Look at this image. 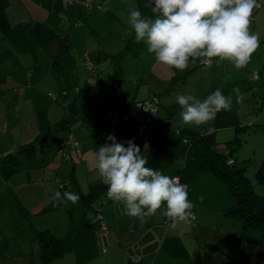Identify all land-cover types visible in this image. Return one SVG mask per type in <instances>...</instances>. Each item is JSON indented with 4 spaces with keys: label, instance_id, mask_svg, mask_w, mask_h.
Listing matches in <instances>:
<instances>
[{
    "label": "crops",
    "instance_id": "1",
    "mask_svg": "<svg viewBox=\"0 0 264 264\" xmlns=\"http://www.w3.org/2000/svg\"><path fill=\"white\" fill-rule=\"evenodd\" d=\"M109 1L114 4L119 1V9L126 10V17H129L132 9H137L136 0ZM99 2L108 4L106 0ZM100 3L97 4L96 10H103ZM257 4L253 10L250 32L258 34L260 44H263L264 0H257ZM95 5L92 11L95 10ZM107 11L109 9L106 7L105 12ZM92 16L93 13L90 18ZM126 17L122 16L121 19L126 21ZM45 20L49 22L52 19L48 15ZM11 24L8 19L4 22L0 19V264H39L40 243L35 237V230L49 229L57 237L66 236L69 231L70 218L65 208L42 213L44 207L56 202L52 199L54 193L59 191L63 194L67 191L79 196L81 191L88 192L101 178L95 169L94 155L91 154L85 162L86 184L78 172L82 173L83 167H75L78 184L72 183L73 166L72 170H68L71 186L68 185L62 173L66 171V163L64 159H59V149L55 146L60 143L62 151L67 146L68 134L73 132L68 119L69 114L73 112H68L64 105L73 102L78 105L85 101L80 95L77 101L71 99L72 83L68 82L67 75H58L60 73L57 71L62 72L60 67L52 72L61 82V89L57 93L48 88L50 80L43 74L44 68L40 64L41 57L37 48L32 52H20L5 38L6 33L15 25ZM102 52L103 49L99 46L91 59L90 52L87 51L84 60L86 67L90 68L88 64L92 63L100 73L99 67L109 65V61L100 64L96 62ZM252 58L256 57L252 55ZM216 59L218 58L210 65L197 60L181 72L158 63L154 55L149 53V96L166 89L173 79L176 81L174 88L160 97L159 119L140 139L133 135V141L141 148L142 155L149 151L150 145L157 138H166L165 131L169 123L176 119L178 129L189 127L199 132L213 131L217 141L222 137L237 136V128L247 126L245 131L252 138L253 151L264 163V124L258 126L251 117L245 113L241 114L240 109L237 110L238 115L222 111L210 124L199 128L182 123L179 115L182 109L175 99L177 95H193L203 100L220 89L225 96L236 97L237 94L233 90L237 85L233 84L234 80L228 79L233 73L230 62L216 63ZM90 70L93 71L92 68ZM246 72L250 80L259 79V76L255 78L250 70L246 69L244 74ZM76 81L79 82L78 77ZM76 81L73 80V83L76 84ZM206 82L210 84L206 85ZM99 90L95 92V98L107 109L108 115L110 112H117L114 106L104 104ZM78 91L81 92L82 88L78 87ZM80 105L75 113L78 118ZM93 119L85 116L83 124L84 121L91 124ZM105 119L103 116L101 124L94 121L95 128H89L90 125H87L89 138L85 140L89 141V147L94 153L95 137L104 138L109 129L110 120L107 122ZM65 121L69 129L59 130L52 144L40 147L37 158L29 166L23 164L26 161L23 158L21 163H11L7 160V156L15 148L35 141L50 125L55 126ZM60 132L65 134L64 137L59 135ZM71 155L76 157L73 149ZM84 157L83 153L82 159ZM183 165L184 162L179 160L161 172L177 177V171ZM59 178L65 184L63 190L59 186ZM256 191L264 195V188ZM188 197L195 205L192 209L194 218L173 227L171 221L159 212L146 221L129 217L124 214L122 203H115L104 194L98 203H95V208L102 209L106 218L108 250H101L100 235L97 233L95 238L76 243L72 251L49 264H264L262 234L245 227L238 218L225 215V209L232 205L233 198L227 186L213 173H199L188 186ZM26 212L29 217L25 216ZM138 256L142 257L141 261L134 262L133 259Z\"/></svg>",
    "mask_w": 264,
    "mask_h": 264
},
{
    "label": "clouds",
    "instance_id": "2",
    "mask_svg": "<svg viewBox=\"0 0 264 264\" xmlns=\"http://www.w3.org/2000/svg\"><path fill=\"white\" fill-rule=\"evenodd\" d=\"M69 2L64 0L65 7ZM147 6L154 18L132 9L127 34L134 32L135 41L145 43L148 53L169 68L183 72L197 60L210 64L218 58L216 63L232 62L241 70L260 47L259 35L250 32L257 0H147ZM233 91L237 101L242 99L238 88ZM175 99L182 109V123L195 128L210 124L218 113L230 111L233 105L232 97L225 96L220 89L203 100L184 94ZM142 106L155 114V109ZM107 141L95 153L94 165L107 186L108 198L122 203L125 215L146 221L159 212L173 227L190 221L195 205L179 177L148 167L147 157L133 140L120 143L109 134ZM52 199L75 204L80 197L73 192L57 191Z\"/></svg>",
    "mask_w": 264,
    "mask_h": 264
},
{
    "label": "trees",
    "instance_id": "3",
    "mask_svg": "<svg viewBox=\"0 0 264 264\" xmlns=\"http://www.w3.org/2000/svg\"><path fill=\"white\" fill-rule=\"evenodd\" d=\"M86 0H77L75 3H68L65 7L64 0L59 3V12L62 18L69 21L77 22L78 19L84 18L86 15V8L84 3ZM94 5L95 0H93ZM137 10L146 17H153L150 7L147 6V0H136ZM106 8L105 2L100 5ZM30 22H18L10 29L5 38L11 42L18 51L29 52L36 51L33 38L30 34ZM128 32L130 26L126 25ZM145 43H137L134 39V32L128 36L126 46L116 54H108L102 52L96 58L97 63L109 61L112 65V71L109 76L102 82V88L99 90V95L107 106H114L119 117L117 119V128L121 135L126 137L134 135L137 131L140 132L139 127L142 124L137 113V109L143 102L148 103L149 106L155 109V114L151 112V119L144 121L145 129L141 133H145L160 116L161 101L160 97L167 94L174 88L176 79H173L169 86L161 92L150 95L146 99H128L125 95L124 85V70L121 65L122 56L133 51L139 55L140 50L144 49ZM67 67V64H66ZM62 72L57 71L58 75H67L68 70L60 67ZM68 112H78V105L69 103L64 105ZM111 113V112H110ZM110 116V114H109ZM111 126V116L109 122V129ZM243 126L242 128H246ZM69 129L67 122H59L55 126L50 125L46 130L37 136L35 141L22 144L15 148L8 156L7 160L11 163L22 162L29 166L34 159L37 158L40 147L48 146L53 143L55 136L59 130ZM109 129L104 138L96 136L95 138V152H98L99 147L106 143V137ZM237 130H239L237 128ZM73 133V132H72ZM75 135V134H74ZM76 136V135H75ZM77 137V136H76ZM78 139V138H77ZM240 141V138L237 141ZM79 141V139H78ZM80 147V141H79ZM81 149V148H80ZM75 156L79 157L75 150ZM65 159H73L71 151L69 157L63 153ZM149 163L148 167L159 170L160 172L169 167L173 162L182 160L183 167L178 169L177 177L180 181L189 184L201 172H211L222 183H224L231 196L233 203L225 209V215L229 217L238 218L245 227L255 229L262 234V242L264 243V195L259 194L255 190V185L247 175L246 167H236L234 165L235 159L232 155V150L225 151L219 148V144L214 136L213 131L199 132L190 129L189 127L179 129V134L176 140L168 141L165 137L157 138L149 148V151L144 154ZM23 158V160H22ZM232 159V162L229 160ZM75 171V167L73 172ZM260 182H264V163L256 172ZM73 184H78L75 172L71 178ZM59 186L63 190L65 184L62 179H58ZM79 187V186H78ZM107 193V186L101 180L96 185L92 186L86 193L80 192L79 201L73 204L71 201H64L63 203L56 201L55 203L44 207L42 213L51 212L56 209L65 208L69 214L70 223L69 231L64 237L55 236L49 229L35 230V237L40 243L39 250V264H49L54 259L64 256L66 253L73 250L76 243L87 239L95 238L97 233L100 235L101 250L108 243L106 235L102 229V225L106 222L105 215L102 209L95 208V203ZM102 215L103 218H100ZM29 217V213H25ZM108 230V228H107ZM215 247V246H213ZM142 259V257H141Z\"/></svg>",
    "mask_w": 264,
    "mask_h": 264
},
{
    "label": "rangeland",
    "instance_id": "4",
    "mask_svg": "<svg viewBox=\"0 0 264 264\" xmlns=\"http://www.w3.org/2000/svg\"><path fill=\"white\" fill-rule=\"evenodd\" d=\"M60 1L61 0H0V19L2 22L8 19V22H12L11 26L18 22H30L32 24L31 36L41 57L40 64L41 66L43 65L44 68L43 74L50 80L47 85L48 88L54 89L58 93L61 89V82L56 79V75L53 74L54 72L52 71L58 67L66 68L68 70L66 78L68 82L72 83L70 92L71 99L77 101V97L80 95L85 101L84 103L80 102L78 104H81L80 118H78L75 113H71L68 116L70 124H72L73 132L80 139V148L85 154V157L83 159L76 157H73V159H65L63 156V149L62 151L60 150L61 144L57 143L55 146L57 150L59 149V159H64L66 163V171L62 173L68 185L71 186L69 171L73 169V166L78 168L83 167L84 170L81 171L82 173H80V171L78 172L81 180L86 184L87 170L85 169H87V166L85 162L89 159L91 154L95 155L93 149L89 147V141L85 140L89 138L87 125H90L89 128H95L93 125L94 121L97 124L103 123V116L106 118L105 120H107V122L110 120L107 109L95 98V92L102 88V82L109 76L111 65L99 67L100 75L96 78L93 71L87 68L84 63L85 55L87 51L90 52V57L92 59L99 46L102 47L103 52L108 54L120 52L126 46L129 36L127 34L128 30L126 29V25L129 26L127 23L129 17H126L125 9H119V1L116 0L117 2L114 4L106 0V3H108L106 7L109 11L105 12L106 10H96L98 7L97 4L100 3L99 1L101 0H95L96 8L94 11H86L84 18L78 19L77 22L69 21L65 18H61L59 15ZM91 13H93V16L90 18ZM48 15L52 19L49 22L45 20ZM122 16L126 17V21L121 19ZM252 55L256 58H251L250 63L244 69L237 70L232 62L229 63L230 67L233 69V73L231 76H228V79L234 80L233 84L237 85L236 89L238 88L240 90L242 99L237 101L236 97L232 98L233 105L228 112H233L235 115H238L237 110L240 109L239 112H241V114L245 113L251 117L255 123L257 122L259 126L264 124V43L260 44V47ZM55 62L59 64L56 65ZM121 65L124 70L126 97L128 99L148 98L149 53L147 47L145 46L144 49H141L139 55L135 54L133 51L125 53L121 58ZM246 69L250 70L253 76H255V72H257L256 74L258 75L255 78L259 76V79L250 80L247 72L244 74ZM71 74L73 76H71ZM77 77L79 82L76 81ZM73 80L76 81V84L73 83ZM209 84L210 82H206V85ZM78 87L82 88L81 92L78 91ZM85 116L89 119L94 118V121L91 124L84 121L83 124ZM257 124H255L254 127H256ZM106 125L107 123L105 122L104 126ZM177 125L176 119H173L169 123V127L165 131L167 140H176L179 134ZM238 129L237 136L222 137L220 141H217L219 148L225 151L232 150V155L235 159L234 165L236 167L247 168V175L254 185L257 184L255 190L264 188V182H260L256 176V172L263 164V160L259 159L260 157L254 153L252 138L248 135L249 133L245 131L247 128L241 127ZM59 135L64 137L65 134L60 132ZM142 136L143 133L138 131L134 135V137H138L139 139ZM238 138H240V141H237ZM90 139L92 140V138ZM128 140H133V135L129 136ZM73 162L76 163L73 164Z\"/></svg>",
    "mask_w": 264,
    "mask_h": 264
},
{
    "label": "built area",
    "instance_id": "5",
    "mask_svg": "<svg viewBox=\"0 0 264 264\" xmlns=\"http://www.w3.org/2000/svg\"><path fill=\"white\" fill-rule=\"evenodd\" d=\"M76 1L77 0H70L69 3L72 4V3H75ZM84 5H85V8H86V11H91L94 8L93 0H86ZM100 7L102 9H105L102 4L100 5ZM251 19H253V18L251 17ZM213 62H214V60H213ZM212 63H210V64H212ZM210 64H205V65H210ZM88 65H89L90 68L93 69V72H94L95 76L98 77V71L94 68V65L92 63H89ZM255 76L257 77L256 72H255ZM142 105L149 106V104L143 102L141 104V106H139V108L137 109V112H135V113H137L140 121L142 122V124L139 127L140 132H142L145 129V127H146L144 125V121L146 122V119H148V121L151 119V117H150L151 112L150 111H145V109H144V107ZM110 116H111V126H110V129H109L108 135L109 134L114 135L118 142L124 143L125 142V138H124L123 135H121V133L119 132V130L117 128V123H118L117 119H118L119 116L117 114L113 113V112L110 113ZM106 142H108L107 141V137H106ZM66 145L67 146H65L64 149H63V153L67 154L68 157H69V153H70L71 149L75 150L79 157L81 156L82 152H81V149L79 147V141H78L77 137L74 135V133L70 132L68 134V140H67V144ZM232 161H233L232 159L229 160V162H232ZM181 183H183V182H181ZM183 184H185V183H183ZM187 188H188V186H187ZM100 218H103L102 215H100ZM191 218H194V214L192 215ZM102 229L104 230V233L102 234V236L106 235L107 234V225L105 223L102 225ZM107 250H108V248L106 246H104L102 251L106 252ZM133 261L134 262H139V261H141V257L140 256L135 257L133 259Z\"/></svg>",
    "mask_w": 264,
    "mask_h": 264
}]
</instances>
